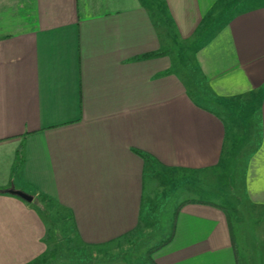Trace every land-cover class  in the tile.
I'll return each instance as SVG.
<instances>
[{"label":"crops","instance_id":"crops-1","mask_svg":"<svg viewBox=\"0 0 264 264\" xmlns=\"http://www.w3.org/2000/svg\"><path fill=\"white\" fill-rule=\"evenodd\" d=\"M162 172L214 199L161 235ZM44 200L102 264H264V0H0V264H42Z\"/></svg>","mask_w":264,"mask_h":264},{"label":"rangeland","instance_id":"rangeland-1","mask_svg":"<svg viewBox=\"0 0 264 264\" xmlns=\"http://www.w3.org/2000/svg\"><path fill=\"white\" fill-rule=\"evenodd\" d=\"M161 8L160 6L159 9ZM190 55V50L176 49L174 51L176 63L179 61L180 65L176 66L177 73L184 78V81L190 84V92H192L194 89L197 90V85L199 86V84L195 77L196 73H193L194 70L192 68ZM160 174V179L163 180H161V187L158 188L159 190L153 202L157 205V218L159 219L160 226L163 227L160 232L162 235L165 230L164 227L166 228L168 226V222L171 219L173 207L179 200L187 197L204 199H214V197L209 195V192H211L209 189L213 188L209 185L191 183L190 185L185 184V186H183L179 181H176V183L172 185L168 184L171 180L168 179L165 173L162 172ZM198 185L208 188V194L201 193L200 189L202 188H198ZM218 201L223 206L227 207L230 214L233 216L234 210L232 205L230 203L221 202V200ZM42 203L44 204L43 213L48 221V251L42 258V264H102V258L100 256V258L95 256L99 254V249L86 247L76 240L67 213L51 201L44 200ZM239 213L244 219H246V216L247 219H249L248 234L254 236L261 224L264 223L262 215H253L249 210L246 208L242 209V207Z\"/></svg>","mask_w":264,"mask_h":264},{"label":"water","instance_id":"water-1","mask_svg":"<svg viewBox=\"0 0 264 264\" xmlns=\"http://www.w3.org/2000/svg\"><path fill=\"white\" fill-rule=\"evenodd\" d=\"M10 194L16 195L18 197H20L21 199L27 201V202H31L32 201V197L19 191V190H10L9 191Z\"/></svg>","mask_w":264,"mask_h":264},{"label":"trees","instance_id":"trees-1","mask_svg":"<svg viewBox=\"0 0 264 264\" xmlns=\"http://www.w3.org/2000/svg\"><path fill=\"white\" fill-rule=\"evenodd\" d=\"M161 53H156V54H149V55H146V56H144V57H150V56H156V55H160ZM140 156H142L143 158H144V160L146 159H148L147 158V156L146 155H144V154H141V153H139V152H137ZM169 240H166L165 242H163V243H161L159 246H162V245H164L165 243H167ZM158 248V246L157 247H155V248H152V250L151 251H153V250H155V249H157ZM61 264H67V263H61Z\"/></svg>","mask_w":264,"mask_h":264}]
</instances>
